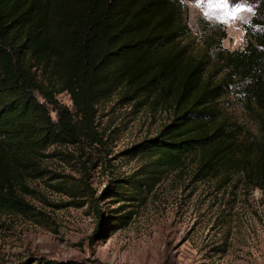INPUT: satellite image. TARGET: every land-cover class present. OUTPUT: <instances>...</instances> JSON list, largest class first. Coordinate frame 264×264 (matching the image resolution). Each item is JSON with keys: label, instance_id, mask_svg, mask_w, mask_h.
Here are the masks:
<instances>
[{"label": "trees", "instance_id": "16d2710c", "mask_svg": "<svg viewBox=\"0 0 264 264\" xmlns=\"http://www.w3.org/2000/svg\"><path fill=\"white\" fill-rule=\"evenodd\" d=\"M186 16L182 0H0V210L28 213L16 185L25 189L26 180L42 175L48 147L102 141L96 108L115 93L151 99L172 117L157 135L126 150L146 157L150 167L143 180L129 181L134 192L150 190L159 174L190 160L195 180L237 175L244 185L264 189V0H257L252 17L259 29L242 51H219L224 30L204 39L244 83L245 104L257 109L256 136L221 114L222 83H213L204 59L180 45L190 31ZM63 92L73 111L58 102ZM71 194L80 197L75 206L88 200L95 209L98 232L102 212L90 185Z\"/></svg>", "mask_w": 264, "mask_h": 264}, {"label": "rangeland", "instance_id": "374dc122", "mask_svg": "<svg viewBox=\"0 0 264 264\" xmlns=\"http://www.w3.org/2000/svg\"><path fill=\"white\" fill-rule=\"evenodd\" d=\"M182 2L190 31L180 45L204 59L213 83H222L221 114L256 136L257 109L246 106L244 83L230 75L204 39L224 30L219 51H242L247 36L259 29L252 23L257 0ZM57 100L73 111L67 93ZM96 109L102 141L48 147L39 164L42 175L26 180L25 189L16 185L28 213L0 210V264H34L40 258L63 264H264V189L244 185L237 175L195 180L190 160L159 174L150 190L142 186L138 194L129 181L143 180L150 167L146 157L126 150L157 135L171 114L151 99H123L119 93ZM84 182L102 212L98 232L95 209L88 200L75 206L80 197L71 194ZM59 184L68 192L57 190ZM115 191L124 192L123 198Z\"/></svg>", "mask_w": 264, "mask_h": 264}]
</instances>
